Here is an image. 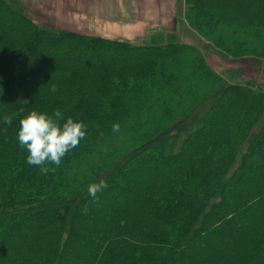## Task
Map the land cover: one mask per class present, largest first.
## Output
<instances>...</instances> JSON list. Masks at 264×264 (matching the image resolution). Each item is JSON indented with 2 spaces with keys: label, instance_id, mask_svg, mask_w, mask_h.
<instances>
[{
  "label": "trees",
  "instance_id": "1",
  "mask_svg": "<svg viewBox=\"0 0 264 264\" xmlns=\"http://www.w3.org/2000/svg\"><path fill=\"white\" fill-rule=\"evenodd\" d=\"M179 11L224 57L264 60V0ZM32 109L87 126L43 173L16 140ZM4 115L0 264H264V82H224L195 47L54 30L0 0Z\"/></svg>",
  "mask_w": 264,
  "mask_h": 264
},
{
  "label": "rangeland",
  "instance_id": "2",
  "mask_svg": "<svg viewBox=\"0 0 264 264\" xmlns=\"http://www.w3.org/2000/svg\"><path fill=\"white\" fill-rule=\"evenodd\" d=\"M24 6L25 11L30 18L37 23L43 24V26L54 30H67L78 33H85L80 30V24H76L77 27H58L55 16L52 15L49 10L41 9L31 10L32 4L28 0H20ZM47 0L46 2H48ZM122 0H119V2ZM133 7L130 14H133L132 19L140 23L142 29L141 32L133 40L136 44H165L168 42H178L191 47H195L203 53L205 61L223 79L224 82L238 81L244 79H253L259 83L264 82V60L256 58H230L221 55L219 50L204 40L200 35L187 27L185 19L179 11L182 0H132ZM67 0H55L53 9L57 10L58 5L60 7V17H64L62 12H65L62 7L66 5ZM121 7L123 4H121ZM30 6V7H29ZM62 8V10H61ZM79 10H82L78 8ZM54 10L52 13H54ZM39 16L43 18L40 20ZM124 15L127 13V7ZM45 16V18L43 17ZM53 18V19H52ZM65 19V18H64ZM118 19V18H117ZM128 20V17H121L118 19ZM125 21V22H126ZM45 22V23H44ZM130 22V21H129ZM122 25V24H120ZM134 26V25H133ZM132 27V26H131ZM122 38V37H121ZM117 139L120 144L117 146L120 151L123 150L125 145V132L117 133ZM124 135V136H123ZM123 145V146H122Z\"/></svg>",
  "mask_w": 264,
  "mask_h": 264
},
{
  "label": "clouds",
  "instance_id": "3",
  "mask_svg": "<svg viewBox=\"0 0 264 264\" xmlns=\"http://www.w3.org/2000/svg\"><path fill=\"white\" fill-rule=\"evenodd\" d=\"M22 111V110H21ZM58 115V114H57ZM11 116H0V124H11ZM16 140L26 151L25 162L37 166L40 171H50L49 165L59 166L66 153L75 148L84 138L86 125L72 116L62 122L43 111L29 110L18 121ZM112 131L119 132V124H112ZM103 180L87 186V194L95 199L106 187Z\"/></svg>",
  "mask_w": 264,
  "mask_h": 264
},
{
  "label": "crops",
  "instance_id": "4",
  "mask_svg": "<svg viewBox=\"0 0 264 264\" xmlns=\"http://www.w3.org/2000/svg\"><path fill=\"white\" fill-rule=\"evenodd\" d=\"M28 1L32 4L31 7L29 6L31 10L41 9L42 12L43 8L49 10L52 15H57L54 20L56 19L58 27L70 28L73 26L75 28L78 23L80 24L79 28H81L80 30L82 32L109 38L122 37L125 39L134 38V34L137 36L142 29L140 23L132 19L133 14H130L131 8L133 7L132 0H122L120 2L119 0H67L66 5L62 7L65 11L62 12L64 17L59 16V5L57 10L53 9L55 0H49L48 2H46L47 0ZM120 3L123 4L122 7ZM125 7H127L128 13L126 15L123 13ZM53 10L54 13H52ZM39 15L38 13L37 17L43 20L42 16L40 17ZM125 16L128 17V20H125L126 22L124 19L121 20L123 23L118 21L119 18ZM43 17L45 18V16Z\"/></svg>",
  "mask_w": 264,
  "mask_h": 264
}]
</instances>
